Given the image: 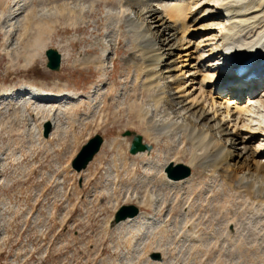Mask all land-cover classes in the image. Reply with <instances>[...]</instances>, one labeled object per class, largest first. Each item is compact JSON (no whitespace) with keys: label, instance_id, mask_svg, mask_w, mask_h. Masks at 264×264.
Segmentation results:
<instances>
[{"label":"rangeland","instance_id":"1","mask_svg":"<svg viewBox=\"0 0 264 264\" xmlns=\"http://www.w3.org/2000/svg\"><path fill=\"white\" fill-rule=\"evenodd\" d=\"M13 1L0 0V93L33 86L51 94H85L102 83L103 95L83 99L68 110L58 104L0 102V264H261L263 238L252 229L238 248L223 239L221 202L204 207L205 213L198 211L203 217L200 230L213 233L218 244L194 248L182 234L180 210H170L174 195L163 183L165 175L143 169L142 158L129 154L131 138L123 137L125 131L141 135L158 163L189 166V153L175 156L176 148L160 133L157 122H163L162 114L157 117L152 110L146 113L149 119L145 112H132L126 100L121 106L113 100L125 88L128 97L139 96L132 88L136 72L125 64L133 50L121 25L120 13L126 7L119 0H21L17 8L11 6ZM65 5V17L41 20L45 8L57 14ZM14 9L18 14L7 21ZM46 49L62 56L57 72L45 67ZM103 54L107 59L102 80L98 66ZM48 118L54 124L43 137L42 122ZM96 134L104 140L99 153L83 172H73L72 159ZM189 167L188 179H196L199 173ZM121 205L138 207L140 226H109ZM233 209L230 214H235ZM144 215L153 219L141 220ZM250 245L251 250L259 248L253 250L258 257ZM154 253L162 259H152Z\"/></svg>","mask_w":264,"mask_h":264},{"label":"bare ground","instance_id":"2","mask_svg":"<svg viewBox=\"0 0 264 264\" xmlns=\"http://www.w3.org/2000/svg\"><path fill=\"white\" fill-rule=\"evenodd\" d=\"M119 2L122 8L126 7L128 10L123 8L124 11H120L122 23H119L123 24L124 31H128L124 33L129 35L133 46L130 56L125 57V64L134 68L136 76L133 74L135 80L132 88L142 97H128V90L125 88L113 100L118 104L126 100L136 114L138 111L150 114L152 110L159 113L157 117L162 114L163 122H157L161 126L153 123L160 127V133L174 145L175 156L189 153L188 165L194 167L199 174H196V179H188L190 175L180 181H169L163 172L169 163H158L157 157L149 155L151 151L138 152L132 156L142 158V168L146 166L145 169L157 170L164 176L165 187L174 195L170 210H180L184 219L182 234H185L194 248L216 246L219 242V238L213 233H203L204 228H199L203 217L198 214L205 210L204 207L215 202L222 203L218 215L223 220L221 233L226 242L235 244L236 247L243 246L247 229H252L253 233L263 238L264 248V82L259 90H253L258 83L244 82L245 79L260 78L264 74V0ZM19 3L21 0H14L11 6L18 8ZM45 9L40 10L43 17L41 20L48 22L56 15L58 18L59 14V17L68 14L67 7L60 8L62 11L57 14ZM17 11L14 9L7 21L15 19ZM41 42L40 40L39 43ZM133 52L135 53L132 54ZM106 54L102 55L98 66L102 80L106 78ZM224 54L233 55L234 65L249 61L248 64L255 71L243 74L238 81L229 79L225 75L226 71L217 66ZM101 86L102 83H99L85 94L73 91L51 94L33 86H21L1 92L0 102L12 103L16 100L36 106L58 104L68 110L71 106L81 105L83 99L92 100L93 95L100 98L103 95ZM111 89L109 84L108 93H111ZM247 90L253 91L247 94ZM100 104L105 106L107 103L101 99ZM147 117L150 119V116ZM48 121L49 118L44 120L42 127ZM51 121L50 131L53 126ZM183 183L186 184L184 188L179 186ZM151 206L153 207V203ZM230 207H236L237 212L233 209L235 214H230ZM142 219L148 221L153 218L144 215ZM114 225L140 226L141 221L136 217L109 226ZM252 245L248 249L252 255H256L253 250L258 247L251 250ZM262 261L260 263L264 264V257Z\"/></svg>","mask_w":264,"mask_h":264},{"label":"water","instance_id":"3","mask_svg":"<svg viewBox=\"0 0 264 264\" xmlns=\"http://www.w3.org/2000/svg\"><path fill=\"white\" fill-rule=\"evenodd\" d=\"M46 58L45 67L53 72H57L61 66V56L55 49H46L44 52ZM43 136L47 137L50 133V123H44L43 126ZM125 137H131V145L129 148V153L134 155L138 152L150 151L151 146L144 143L142 136L133 132V131H125L123 133ZM104 140L101 135H94L91 137L79 150L75 158L71 162V168L76 173L84 171L89 163L93 160L96 154L99 152L101 146L103 145ZM164 172L166 177L170 180L177 181L182 180L190 176V168L183 164L174 165L173 163H169ZM139 209L133 205H121L114 213L112 217V223L118 224L119 222H123L125 220H130L139 215ZM110 224V226L112 225ZM152 258L155 260H160L161 256L156 253L152 255Z\"/></svg>","mask_w":264,"mask_h":264}]
</instances>
